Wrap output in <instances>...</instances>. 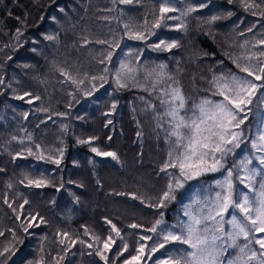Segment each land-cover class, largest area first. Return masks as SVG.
<instances>
[{
	"label": "trees",
	"instance_id": "1",
	"mask_svg": "<svg viewBox=\"0 0 264 264\" xmlns=\"http://www.w3.org/2000/svg\"><path fill=\"white\" fill-rule=\"evenodd\" d=\"M173 2L183 9L187 0ZM191 2L208 7L157 28L161 0H0V264H19L21 254L26 264H106L97 250L107 264H123L139 244L152 245L139 240L155 239L146 229L157 219L177 221L194 187L219 175L187 181L165 208L148 206L168 182L160 171L169 144L155 118L159 90L150 93L159 66L191 108L203 97L215 98L214 76L241 72L235 58L242 41L254 44L264 36V0ZM214 15L220 18L213 21ZM129 30L145 39H130ZM160 39L176 47L154 50ZM127 59L138 72L120 88L111 73ZM93 147L118 159L98 156ZM39 178L44 186L29 184ZM109 236L116 242L105 251ZM125 242L128 250L119 255ZM234 254L230 249L225 258Z\"/></svg>",
	"mask_w": 264,
	"mask_h": 264
},
{
	"label": "snow or ice",
	"instance_id": "2",
	"mask_svg": "<svg viewBox=\"0 0 264 264\" xmlns=\"http://www.w3.org/2000/svg\"><path fill=\"white\" fill-rule=\"evenodd\" d=\"M119 2L130 4L132 0H119ZM206 7L208 3L193 4L191 0H187L186 6L178 9L173 0H161L160 17L154 27H161L162 21L163 27H168L167 20L180 18L170 17L168 13L180 11L181 16L187 17L198 8ZM228 15L232 13L229 12ZM219 18L215 15L211 17L213 21ZM179 27H185V25L181 24ZM125 28L129 29V25L125 24ZM127 34L130 39H145L140 32L133 33L129 30ZM46 39H53V37L49 36ZM257 43L264 45V36H261ZM162 45L163 49L176 47L175 42L164 39H160L159 43L153 44L152 47L161 49ZM257 57H264V49L246 58L252 60ZM107 59L111 61V53L108 54ZM260 64L261 61L257 60L256 71L251 67L237 65L241 72L247 73V76L252 79L235 73L214 76L213 95L222 99L214 100L204 97L199 103L194 102L191 108L188 107V98L182 89L175 82L166 83L165 76L167 80H172V77L163 72L165 65L161 64L159 66L161 71L155 73V78L150 85V93L159 90L157 99L160 111L156 112L155 118L158 127L164 131L165 142L169 144L167 158L160 171L168 176V182L157 203L148 206L165 208L168 202L176 200L177 191L184 188L187 181L195 180L208 173L223 172L224 174L222 178L215 180L214 187L209 185L206 189L197 190L191 201L182 206L186 220L178 219L175 224L168 225L163 219H157L151 228L146 229L154 234L155 239L153 236L139 237L140 241H153L147 254V260L152 261V264H253V262L264 264V237L256 235V233L264 232V91H260L264 89V83H257V81H264V66H259ZM104 72L108 73L109 69L105 67ZM137 72L138 69L133 67L131 62L120 60L119 67H115L111 74L116 84L124 88L127 87L125 80L135 81ZM61 74L64 75L63 72ZM149 77H153V73H148L145 79ZM92 79L96 80L98 77L93 76ZM99 79L104 81L105 76L102 75ZM73 83L77 82L73 81ZM161 84L165 86L160 88ZM100 87H103V84ZM88 94L91 95V93ZM249 105L254 107L249 108ZM115 107L116 104L113 103L112 108L115 109ZM148 107L156 109V105L151 103ZM249 113L254 114L255 120L245 129L242 125L249 119ZM248 133H254L250 140L252 154H244L238 163L233 162L232 167H227V158L234 155V150L240 149L241 145L247 142ZM85 142L81 141V143ZM91 150L98 156L118 159L114 152H101L95 147ZM28 151L31 154L32 150ZM40 159L44 157L41 155ZM254 160L258 163V167L254 166ZM54 162L57 165L60 163L58 159ZM169 169H175L176 172H170ZM234 175L235 179L247 189L246 192L236 187L233 181ZM29 184L39 188L44 186V180L42 178L29 180ZM200 191H205L207 194L201 198ZM133 199L136 197L133 196ZM141 203L145 201L141 199ZM160 215L163 214L160 213ZM130 227L140 226L132 224ZM112 231L116 232L123 241L124 238L120 236L115 225L112 226ZM64 235L66 236L67 233ZM241 238L244 240L243 244L239 243ZM20 242L23 243L22 240ZM115 242L109 236L103 243L104 250L110 251L111 245ZM177 243L187 246V250L166 247V245ZM255 245L259 246V250L254 247ZM88 246L92 247L91 244ZM121 247L123 250L119 251V255H123L128 250V244L125 242ZM146 247L145 244H139L136 249L137 254L130 259H125L123 264H141ZM161 249L165 250L162 257L153 260V256ZM230 249L235 250V254L225 259ZM7 251L8 249H4V252ZM3 254L0 252V256ZM96 254L107 264L106 256L99 250ZM27 260V255L21 254L19 264H26Z\"/></svg>",
	"mask_w": 264,
	"mask_h": 264
},
{
	"label": "rangeland",
	"instance_id": "3",
	"mask_svg": "<svg viewBox=\"0 0 264 264\" xmlns=\"http://www.w3.org/2000/svg\"><path fill=\"white\" fill-rule=\"evenodd\" d=\"M178 9H180V8H178ZM177 12H178V13L176 14V16L182 18V16L180 15V11H177ZM259 39H260V38H259ZM259 39H257V41H258ZM257 41H256L254 44H249V39H245V41H242V42H241V46H240V50H239V56H238L237 58H235L236 65H239L240 67H251L254 71H256V70H257V60H260V61H261V64H260L259 66H264V57H257V58L252 59V60H249V59L246 58L248 55H250V54H252V53H255V52H259L260 50L264 49V45H259V44L257 43ZM152 45H153V44H152ZM153 49H154V48H153ZM154 50H155V49H154ZM159 50H163V45L161 46V49H159ZM234 52H235V49H234ZM126 62H129V59H127ZM133 67H136V68H137L136 65H134ZM240 67L237 66L238 70H240ZM232 73H235V74H238V75L244 76V77H246V78H248V79H252V77H248V76H247V73H244V72L233 71ZM257 83H264V81H257ZM169 84H171V83H169ZM260 91H264V89H261ZM203 98H204V97H203ZM208 98H210V99H214V100H220V99H222V97H219V96H218V97L215 96V98H212V97H208ZM200 100H201V99H200ZM254 101H255V97H254ZM253 107H254V105H249V108H253ZM254 120H255V116H254V114H253V113H249V119L245 122L244 125H242V127L245 128V129H247L250 125L253 124ZM252 135H254V133H248V134H247V137H246L247 142L241 145V148L239 149L240 152L238 151V155H237L238 157L236 156L235 160H232V159L230 158V157H233V155H230V156L227 158V167H232L233 162H237V163H238V162H239V159L242 158V156H243L244 154H248V155H251V154H252L253 150H252V148H251V143H250V140H251V138H252ZM242 149H243V151H242ZM234 151L236 152L237 149H235ZM253 164H254V166H257V167H258V163H257L255 160L253 161ZM214 173H217V172H214ZM218 174H219V175H217V176H216L215 178H213L211 181L206 182V183H205V182L200 183L199 185H197L196 187H194L191 196L189 197L188 201H187L185 204H188V203L191 201V199H192L193 196H194V193H196L197 190H199V189H201V188H205V189H206L207 186H209V185H213V187H214V182H215V180L222 178V176H223L224 173H223V172H218ZM233 181H234V184L236 185V187H237L239 190L244 191V192L247 191V189H245V188L243 187V185L240 184L239 181H237V180L235 179V175H234V177H233ZM215 190H218V189H215ZM206 194H207V193H206L205 191H200V192H199V195L201 196V198H203V196L206 195ZM185 204H184V205H185ZM86 209H87V208H86ZM87 211H88V210H87ZM230 211H231V210H230ZM179 219H185V220H186L187 218L184 217L183 215H181ZM176 222H177V221H175V222L172 223V224H175ZM172 224H169V225H172ZM249 227H251V224H249ZM256 235H257L258 237H264V232L256 233ZM150 247H151V246H150ZM150 247H146V248H145V256H144V259L141 260V262H143L144 264H152V261L147 260V254H148V252H149ZM254 247H255L257 250H259V246H258V245H255ZM167 248H184L185 250H187V246H185V245H179L178 243H177V244H173V246H169V247H167ZM164 252H165V250H163L161 254H158V256L153 257V260H155V259H157V258H161V257H162V254H163ZM136 254H137V253H136ZM136 254H135V255H136ZM225 259H226V258H225ZM253 264H254V262H253Z\"/></svg>",
	"mask_w": 264,
	"mask_h": 264
}]
</instances>
